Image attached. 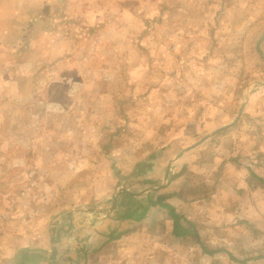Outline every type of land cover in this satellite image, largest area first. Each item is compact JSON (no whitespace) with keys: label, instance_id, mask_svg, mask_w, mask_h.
<instances>
[{"label":"crops","instance_id":"crops-1","mask_svg":"<svg viewBox=\"0 0 264 264\" xmlns=\"http://www.w3.org/2000/svg\"><path fill=\"white\" fill-rule=\"evenodd\" d=\"M241 3L244 4L245 0H0V41L3 37L12 38L7 44L0 42V49L6 48L14 55L12 68L22 72V75L14 72L0 83L14 86L16 90L15 95L6 98L8 106L12 101L22 109L24 103L23 114L17 112L14 116L22 118L17 128L24 135L26 145L31 150L33 148L30 157L14 162L12 180L7 175L9 181H13V192L1 199L0 211L7 209V205H4L6 202L14 205L34 197L30 194L21 199L18 195L21 189H17L22 185V180L29 184L37 175L36 179L50 182L45 183L48 187L45 190L51 193L48 196L52 197L57 192L65 197L61 202L56 200L59 196L51 201L42 200L41 207H35V213L34 209L25 208L19 203L20 212L15 213L2 230L4 241L0 250V264H102L107 261L112 264V258L105 259V254L124 238V227L132 221L140 224L153 217L156 220H151V224L162 227L161 235H167L169 229V235L174 240L183 239L174 235L173 220L168 210L157 204L162 199L164 204L173 206L166 202L173 198L172 195L143 201L132 212L127 208L123 211L120 210L119 199L138 195L120 188L113 195L110 205H90L91 197H104L101 201L106 202L113 194L107 189L100 193V185L106 181L115 187L119 182L116 172L120 176V168L127 165L110 160L108 154L127 144L116 142L117 135L103 141L102 133L98 136V142L93 135L77 140L74 125L67 124L73 119L81 121L80 133L84 132L86 126L91 125L93 115L91 130H96V124H100L104 118L107 121L103 124V132H106L107 126L112 123L105 115L112 120L114 109L110 101L116 97L108 88L101 91L102 85L114 84L118 79L123 82L130 80L135 84H153L156 81L154 70L170 72L175 79L171 83H177L175 74L180 72L185 60L181 58L184 52L182 46L194 53L205 50L198 45L208 47L207 38L214 33L221 39L233 35L227 32L211 33L210 26L217 21L224 23L231 20L234 23L249 19L255 26L250 32L251 44H256L259 60L264 64V39L261 42L263 55L258 49L264 29L256 28V22L261 25L264 21V14L254 11L253 0H249L251 8L247 11L245 6H240ZM6 6H12L13 10L5 11ZM89 16L93 22L86 20ZM43 37L51 41L41 52L44 48H39L37 42L40 40L38 38ZM183 42L188 44L183 45ZM25 44L28 46L22 52ZM220 49L213 52L211 63L202 62V57L195 58L196 67L202 64L205 68L214 69L216 61L221 62L223 67L230 66L229 59L224 57L230 50L228 47ZM238 58H241L240 54ZM43 61H47V64ZM245 67V62L239 59L237 68L243 69V74ZM53 72L58 74L53 75ZM260 81L246 92L242 105L232 119L213 128L202 140L176 157L184 151L180 150L169 160L164 173L167 182L174 165L203 144L216 137L220 139L213 156L219 152L224 155L223 159L220 158L225 169L223 174L225 181L232 184L230 189L224 188L222 206L228 215L236 214L240 226L236 243L241 252V255H235L230 248L212 246L206 242L209 246L228 252L222 253L226 256L222 258L226 263L222 264H241L233 258L247 261V264H264V241L260 239L264 230V79ZM231 83L233 93H238V84ZM28 85L44 86L43 93L25 92ZM106 100L110 105H102V101ZM4 112L2 109V114L6 115ZM80 148L86 152L84 157L79 156ZM42 150L46 152L39 156L38 152ZM60 162L67 168H56ZM27 163V169L38 164L35 168H40L39 172L34 168L33 173L26 177L27 169L26 172L21 170ZM5 165V159L0 157V179L2 172L6 171ZM42 165L45 168L39 167ZM15 170L18 171L16 174ZM125 174L126 177L128 173ZM73 177L81 178L84 182L71 183ZM162 189L164 187L155 192ZM41 211L44 216L37 218L35 214ZM165 217H169L171 222ZM158 218H161L160 222ZM165 220L167 226H159ZM189 221L196 224L195 220ZM227 223L231 227L230 222ZM188 240L198 246L195 238Z\"/></svg>","mask_w":264,"mask_h":264},{"label":"rangeland","instance_id":"rangeland-1","mask_svg":"<svg viewBox=\"0 0 264 264\" xmlns=\"http://www.w3.org/2000/svg\"><path fill=\"white\" fill-rule=\"evenodd\" d=\"M248 2L249 0H245L244 4H240L241 7L245 6V11L250 7ZM252 4L254 11L264 14V0H253ZM7 10L11 11L13 7L6 6L5 11ZM86 20L93 22L91 16L87 17ZM256 23V28L264 29V21L261 25L258 22ZM251 25L249 19H240L239 22L235 21L234 23L231 20L224 21V23L217 21L211 24V33L227 32L233 35L221 39L220 36H216L214 33V35L207 38L208 47L198 45L205 48V50H198L194 53L182 46L184 52L181 58H185V60L182 61L180 72L175 74L177 81L175 84L171 83V80L175 79L170 72L154 70L153 76L156 77V81L153 84H135L131 83L130 80L123 82L118 79L114 84L100 86L101 91L104 92L108 88L109 91L112 90L116 97L110 101L114 109L111 113L112 120L109 115H105L112 125L107 126L106 132H103V124L107 121L103 118L100 124H96V130L93 129L92 131L91 125L94 120L92 115L91 125L86 126L84 132L80 133L81 121L70 120L67 126L74 125V137L77 140L83 139L84 136L93 135L94 140L98 142V136L102 133L103 141H108L110 136L117 135L116 142L126 143L127 145L117 151L112 150L108 154V158L117 160V164L125 162L127 166L120 168V176L119 172H116L118 173L119 182L115 187L112 183L102 181L100 193L103 190L106 192V189L113 192L107 201H101L104 197H91L95 198V202L93 204V199L89 198L92 200L90 205L96 206L100 203H106L104 207L110 205L113 201L112 198L120 188L127 189L129 193H140L147 188L154 189L161 186L164 181L166 166L171 158L177 155L180 150H184L202 140L213 128L215 129L223 122L232 119L238 107L242 105L246 92L254 88L257 82L264 79V64L259 60L256 44H251V33L255 27ZM246 27L248 28L245 29ZM10 39L12 38L3 37L0 42L7 44ZM38 40L39 48H44L48 45L49 40L51 41L48 37L38 38ZM182 44L187 45L188 43L183 42ZM26 46L28 44L22 47V52H24ZM227 47L230 50L228 54L234 61L231 62L228 54L224 57L229 59L231 67H223L219 61H216L214 69L205 68L202 64L196 67L197 60L195 58L202 57V62L211 63L215 49L221 48L220 50H222ZM43 50L45 48L41 52ZM238 54L241 55V58H238ZM13 59L14 55L9 53L8 49H0V82L6 80L5 77L14 74V72L22 75L20 70L12 68L14 67ZM239 59L246 64L244 74L243 69L237 68ZM43 62L47 64V61ZM54 74L58 73L53 72ZM231 82H234V85L238 84V93H233L234 86ZM43 87L28 85L25 87V92L31 91L38 95L43 93ZM21 93L24 95L23 90H21ZM13 94H16L14 86L0 83V157L6 161V165L3 166L6 171L2 172L0 179V201L13 192V181H9L10 178L8 179L7 175L12 180L14 162L17 163L21 158L30 157V153L33 151V148L31 150V147L26 145L24 135L17 128L22 118L14 116L17 112L23 114L25 110L24 103L22 109H19L20 105H14L12 101L9 102L11 103L10 106L7 105L6 98ZM108 102V100L102 101V105L109 104ZM262 102L263 100L260 101V103ZM6 107L10 109H5ZM2 109L6 111L4 112L6 115L2 114ZM59 121H62V119ZM59 124L61 125V123ZM173 125L174 128H172ZM220 142V139L216 137L174 165L171 175H169L163 186L164 189L159 192L143 194L142 196L139 194L135 198L122 196L119 199L120 210L124 211L127 208L132 212L143 201L153 198L157 200L158 196L172 195L173 198L168 199L166 202L172 204L178 214L189 220H195L197 229L205 243L207 242L212 246L227 247L235 255H241L236 243L240 236L238 234L240 226L237 217H235L236 214L235 216L234 214L228 215L222 206L225 200L224 188L230 189L229 187H232V184L225 181L226 176L223 174L225 169L220 158L223 159L224 155L219 152L213 156L214 148ZM44 152L46 150L38 152V155L43 156ZM79 152V156L84 157L85 150L80 148ZM108 162L111 163V161ZM28 165L29 163L24 165L25 168L21 171L26 172ZM37 165L35 163V166L31 165L33 166L31 169H27L26 177L28 174L33 173V169L38 167ZM44 166L39 167L45 168ZM61 166L67 168L61 162L56 168L59 167L60 169ZM183 167H185L184 170H182ZM1 169L2 166H0V171ZM39 169L35 168L37 173ZM16 172L18 171L15 170L14 174ZM125 173H128L126 177ZM37 177H34L33 181L30 180L29 184L22 180V185L17 189V191L21 189L18 194L21 199L28 197L30 194L34 197L27 199V201H19L14 205H9L6 202L4 205H7V209L2 210L3 212L0 211V250L3 248L4 241L3 227L16 215L15 213L20 212L19 203L25 208L27 206L28 209L29 207L32 210L34 209L35 213L37 206L41 207L42 200L51 201V199L59 196L56 200L61 202L65 198L64 195H58L56 191L54 196H48L51 193L45 190L48 188L45 183L50 182L36 179ZM73 178L71 183H77L81 179L78 177ZM68 181L66 184H68ZM83 182L81 181L79 184ZM108 185H110L109 188H107ZM4 215L6 217L1 218ZM35 216L42 218L44 215L41 211L36 213ZM160 219L158 218L159 222ZM166 219L171 220L169 217ZM151 220L156 219L153 217ZM151 220H144L140 224L136 221L128 223L124 227V238L121 237L122 240L114 244L115 246L105 254V259L112 258V264L226 263L222 260L223 257H226L224 254L215 257L204 256L192 240H174L169 235V229L167 235H161L163 232L162 227L157 228V226L151 224ZM163 222L159 226H167L166 220ZM227 222H230L231 227L227 226ZM260 239L264 241V230ZM102 264H109V261Z\"/></svg>","mask_w":264,"mask_h":264},{"label":"trees","instance_id":"trees-1","mask_svg":"<svg viewBox=\"0 0 264 264\" xmlns=\"http://www.w3.org/2000/svg\"><path fill=\"white\" fill-rule=\"evenodd\" d=\"M225 53V52H224ZM228 53H225V55ZM229 56V54H228ZM229 59L234 61L232 57L229 56ZM160 206L163 208L167 209L169 212V215L171 216L173 220V226L172 230L175 236L179 238H183L182 240H188L190 238H195L196 239V244L201 248V252L203 254L211 255V256H216L218 254L222 253H228L226 250L218 247H212L207 245L203 240L202 237L197 229L196 224L192 221H189L185 219L182 215H179L176 213L175 209L171 205L164 204L162 199H159V202H157ZM190 237V238H189ZM234 261L241 263V264H247V261H238L237 259L233 258Z\"/></svg>","mask_w":264,"mask_h":264},{"label":"water","instance_id":"water-1","mask_svg":"<svg viewBox=\"0 0 264 264\" xmlns=\"http://www.w3.org/2000/svg\"><path fill=\"white\" fill-rule=\"evenodd\" d=\"M263 39H264V36H262V38H261L260 41H259V45H258L259 52H260L262 55H263V53H262V51H261V42L263 41ZM242 112H243V109L241 110L240 114L238 115L236 121L239 120V118H240ZM194 147H195V146H193L192 148H194ZM185 152H186V150L182 151V152H181L180 154H178L176 157H180L181 154H183V153H185ZM166 176H167V175H166ZM165 183H166V178H164L163 184H162L160 187H157V188H154V189H147V190H144V191H142V192H140V193H134L133 195L136 196V195L143 194V193L155 192V191L159 190L161 187H163Z\"/></svg>","mask_w":264,"mask_h":264}]
</instances>
